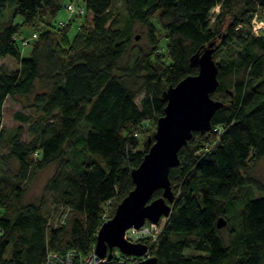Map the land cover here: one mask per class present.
Segmentation results:
<instances>
[{"label": "trees", "instance_id": "16d2710c", "mask_svg": "<svg viewBox=\"0 0 264 264\" xmlns=\"http://www.w3.org/2000/svg\"><path fill=\"white\" fill-rule=\"evenodd\" d=\"M114 1H70L82 11L56 25L61 0H0V18L9 9L22 17L0 25V57L18 62L11 70L0 66V264H43L48 250H92L105 203L112 216L133 188L131 170L150 145L148 126L163 115L164 92L197 73L190 56L211 41L218 44L213 58L223 52L214 59L211 94L222 106L169 169L171 211L149 254L156 264H264V193L247 174L264 159V30L251 29L255 16L264 21V0H118L123 18ZM135 23L145 28L147 46L121 65ZM22 26L36 33L27 56L13 39ZM23 96L32 98L13 113L19 124L3 126L4 101ZM50 164L40 201L24 202L26 186ZM246 186L258 194H236ZM60 208L68 209L65 221L52 227ZM116 261L112 255L100 264Z\"/></svg>", "mask_w": 264, "mask_h": 264}, {"label": "water", "instance_id": "95a60500", "mask_svg": "<svg viewBox=\"0 0 264 264\" xmlns=\"http://www.w3.org/2000/svg\"><path fill=\"white\" fill-rule=\"evenodd\" d=\"M218 47L209 42L190 56V65L197 73L187 75L164 92L166 105L163 115L156 120L150 144L141 162L131 170L133 188L117 203L113 215L103 221L96 233L94 251L98 257L111 259L117 248L126 255L140 256L146 251L141 242L124 238L125 231L140 227L146 220L157 222L167 217L173 200L169 169L178 164V151L190 139L193 131L201 133L210 128V120L222 102L211 97L218 85L217 64L213 53ZM161 195L152 198L155 190ZM225 225L219 217L218 228ZM156 256H150L136 264H156Z\"/></svg>", "mask_w": 264, "mask_h": 264}, {"label": "rangeland", "instance_id": "374dc122", "mask_svg": "<svg viewBox=\"0 0 264 264\" xmlns=\"http://www.w3.org/2000/svg\"><path fill=\"white\" fill-rule=\"evenodd\" d=\"M70 1H73L74 3L78 2H82V0H61V8L59 10V12L57 13L56 17L54 18L53 22H55V24H59L61 22L66 21L69 18V13L66 10V5L68 3H70ZM113 6L114 8L119 11V13H121L122 18L125 15L124 12V7L121 4L120 1L115 0L113 2ZM216 11H218V8H214L212 10V15L213 13H215ZM13 12L12 10H7L4 15L0 18V25H6L8 23L11 22V18H12V23L15 24H21L22 23V17L19 15H15L14 17H12ZM211 15V16H212ZM83 20V16L75 18L74 20L71 21V24L69 26L68 29V38H73V36L76 34L77 30H78V26L79 24L82 22ZM151 21L156 25V33L158 35H163V31L160 30L159 26L156 23V16H153L151 18ZM32 28L29 27H21V36L25 37V38H29L32 35ZM132 34L133 37L132 39V47L129 49V51L124 55V57L121 60V65H125L126 63H129L131 58H133L135 51L137 49V47H146L147 46V35H146V31L145 28L140 25L139 23H135L133 25V29H132ZM219 37L216 38V42L219 41ZM163 41L165 42V39H163ZM162 41V43H163ZM20 42V39H19ZM18 42V43H19ZM19 45H21V43H19ZM21 53L23 56H27L30 46H23L21 45ZM222 51H219L218 53L214 54V59L216 60L218 57L222 56ZM0 66L6 70H11L14 69L16 67H18V62L15 58L6 56V57H0ZM39 87H37L35 89V91H38ZM140 95L136 97V101H138ZM32 96H23V97H17L14 100L10 99V98H6V100L3 103L2 106V119H1V124L5 127H14L17 126L19 124V122L17 120H14L12 115L15 111L17 110H21L23 106H25L30 100H31ZM148 127H150L152 129V131L155 130V125L150 124ZM145 138L144 134L139 135V141L140 144L143 143V140ZM3 151V150H1ZM9 167L11 169H15V161H11L9 163ZM55 165L54 164H50L47 167H45L42 170H39L36 172L34 179L26 186L25 188V192L23 195V201L24 202H39L41 196L43 195L44 192V187L45 184L47 183L48 179L51 177L53 170H54ZM1 169L2 166L0 165V173H1ZM249 176H251L252 178L256 179L259 184L262 186L263 188V193H264V159L259 160L252 169H250L247 173ZM236 194L240 195V196H256L258 194V189L255 187H250V186H246L242 189H239L236 191ZM222 234L225 235V230H222ZM188 251V249H187ZM190 251V250H189Z\"/></svg>", "mask_w": 264, "mask_h": 264}, {"label": "built area", "instance_id": "2783aa9c", "mask_svg": "<svg viewBox=\"0 0 264 264\" xmlns=\"http://www.w3.org/2000/svg\"><path fill=\"white\" fill-rule=\"evenodd\" d=\"M66 10L70 15L69 18L82 11L80 8H76L74 4L71 2L66 5ZM251 29L252 32L256 35L262 33L264 30V21L260 18L258 19L255 16L251 22ZM31 37L35 38L36 33H32ZM15 38H20L22 45L26 46L30 37L25 38L22 36L14 35L13 39ZM219 132H220V128L219 130H217V133ZM110 205H111V201L108 200L104 206L102 221H105L111 217ZM67 211L68 209L61 211L60 208L58 214L55 215V219L54 222L52 223V227H56L58 224L64 223L65 218L67 216ZM164 218L165 217L161 218L157 222H151L149 220H146L138 228H134V227L128 228L124 233V238L133 243L141 242L145 244L146 251L140 256H135V255L123 254L117 248H114L115 250L113 249L112 255L117 259L116 264H136L138 261L150 257L149 254L150 246L157 241L158 236L162 231V224ZM48 225L51 224L48 223ZM105 260H106L105 257L104 258L98 257V255L94 251V246H93L92 250L84 256H82L80 251H78L75 248H69L64 253H58L55 251L48 250L46 252L45 260L43 264H100Z\"/></svg>", "mask_w": 264, "mask_h": 264}]
</instances>
